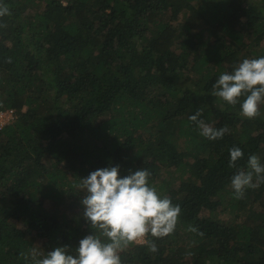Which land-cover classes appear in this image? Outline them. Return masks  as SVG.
Instances as JSON below:
<instances>
[{
	"label": "trees",
	"instance_id": "trees-1",
	"mask_svg": "<svg viewBox=\"0 0 264 264\" xmlns=\"http://www.w3.org/2000/svg\"><path fill=\"white\" fill-rule=\"evenodd\" d=\"M4 3L0 112L15 118L0 128V264L74 250L91 232L80 178L116 164L148 169L181 208L173 233L147 237L156 252L131 243L122 264H264V182L237 199L229 166L232 147L240 168L250 154L264 163V105L249 119L210 94L221 72L264 55V0ZM198 108L222 138L200 135Z\"/></svg>",
	"mask_w": 264,
	"mask_h": 264
},
{
	"label": "clouds",
	"instance_id": "clouds-1",
	"mask_svg": "<svg viewBox=\"0 0 264 264\" xmlns=\"http://www.w3.org/2000/svg\"><path fill=\"white\" fill-rule=\"evenodd\" d=\"M9 14V7L0 0V17ZM210 94L229 106L239 105L245 118L259 116L264 105V55L244 58L231 72H221ZM201 113L198 108L188 116L200 135L209 140L222 138L227 128L211 126L201 118ZM243 156L240 147L229 149V166L236 168L230 184L237 199L243 197L246 189L264 182L261 158L250 154L244 169L236 163ZM150 176L145 168L121 175L120 165L116 164L97 168L80 178L78 188L84 192L81 204L90 234L80 239L74 250L67 245L57 246L36 259L35 264H122L120 251L135 242L146 243L150 251L156 252L155 242L147 237L173 233L181 208L149 182ZM189 230L197 231L192 226Z\"/></svg>",
	"mask_w": 264,
	"mask_h": 264
},
{
	"label": "built area",
	"instance_id": "built-area-1",
	"mask_svg": "<svg viewBox=\"0 0 264 264\" xmlns=\"http://www.w3.org/2000/svg\"><path fill=\"white\" fill-rule=\"evenodd\" d=\"M14 118H15V114L12 109L1 111L0 112V128L3 127L5 124L9 123ZM136 243H141V242H136Z\"/></svg>",
	"mask_w": 264,
	"mask_h": 264
},
{
	"label": "rangeland",
	"instance_id": "rangeland-1",
	"mask_svg": "<svg viewBox=\"0 0 264 264\" xmlns=\"http://www.w3.org/2000/svg\"><path fill=\"white\" fill-rule=\"evenodd\" d=\"M179 182H180V179L176 181L177 185H178ZM49 203H50V201H49L48 199H46V200L43 201V205H44L45 207H47V206L49 207V205H48ZM225 204H226V203H224V206H225ZM216 210H217L218 212L221 211V206H218V207L216 208ZM207 214H208V212H207L206 210L202 212V215H203V216H206ZM234 216H235V215H233V217H234ZM220 217L225 218V217H224V214H223L222 212H221V214H220Z\"/></svg>",
	"mask_w": 264,
	"mask_h": 264
}]
</instances>
